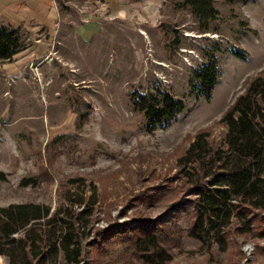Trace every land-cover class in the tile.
I'll return each instance as SVG.
<instances>
[{"label": "rangeland", "instance_id": "374dc122", "mask_svg": "<svg viewBox=\"0 0 264 264\" xmlns=\"http://www.w3.org/2000/svg\"><path fill=\"white\" fill-rule=\"evenodd\" d=\"M114 1L57 0L55 32L23 31L27 47L1 62L17 69L0 70V205L82 200L74 206H88L93 218L81 228L83 250L98 264H143L130 258L122 233L102 250L84 245L92 227L134 214L182 228L164 264H264V209L252 230L233 229L240 221L230 217L227 240L201 243L185 233L184 212L166 207L184 193L169 178L175 157L198 128L220 139L221 112L264 67V0H212L217 16L205 30L181 0ZM86 23L81 38L75 30ZM232 47L246 59L232 56ZM209 56L218 74L205 98L193 88V71ZM156 92L184 108L149 130L132 97ZM23 177L32 182L20 184ZM155 184L163 188L147 202L142 193Z\"/></svg>", "mask_w": 264, "mask_h": 264}, {"label": "trees", "instance_id": "16d2710c", "mask_svg": "<svg viewBox=\"0 0 264 264\" xmlns=\"http://www.w3.org/2000/svg\"><path fill=\"white\" fill-rule=\"evenodd\" d=\"M181 3L200 29L205 30L207 22L217 16L212 0ZM26 47L19 28L0 26V61L10 60ZM229 53L241 60L247 57L238 47ZM217 74L216 58L209 56L193 71L197 81L193 88L208 98ZM132 104L142 112L149 130L167 125L184 108L182 99L165 92L133 95ZM217 121L223 126L220 139L212 141L209 127L196 129L175 157V171L169 177L179 180L184 193L166 207L184 212L185 233L201 243H211L216 236L227 240L230 217L240 221L233 229L252 230L260 219L256 211L264 209V67L247 80ZM31 182L30 177L19 180L22 185ZM160 188L161 184L152 185L149 192L142 193L144 200L152 202ZM75 201L52 208L36 201L0 205V256L4 260L0 264H98L94 256L85 254L82 244L81 228L87 223L91 228L92 214L88 206H74ZM181 231L176 224L168 228L158 218L134 214L128 220L92 227L84 245L92 251L102 250L104 241L122 233L130 258L143 264H164L169 255L168 241L176 245Z\"/></svg>", "mask_w": 264, "mask_h": 264}, {"label": "crops", "instance_id": "0c3cea01", "mask_svg": "<svg viewBox=\"0 0 264 264\" xmlns=\"http://www.w3.org/2000/svg\"><path fill=\"white\" fill-rule=\"evenodd\" d=\"M93 1L94 0H92V2ZM111 1L112 0H109V2ZM119 1L122 2L121 0ZM56 4L57 0H0V26L19 28L22 36L23 31L35 35L44 31L45 35L51 36L55 32V23L59 18ZM61 4L68 6L67 2L62 1ZM103 4L107 5L106 2ZM113 4H117L116 0ZM120 12L121 11H117V14L122 16L128 14L126 11ZM89 24L91 23L81 25L80 28L75 30L81 38L89 34L88 31L91 29ZM1 62L4 61H0L1 71L11 73L17 69L14 65Z\"/></svg>", "mask_w": 264, "mask_h": 264}, {"label": "bare ground", "instance_id": "6f19581e", "mask_svg": "<svg viewBox=\"0 0 264 264\" xmlns=\"http://www.w3.org/2000/svg\"><path fill=\"white\" fill-rule=\"evenodd\" d=\"M142 32V31H141ZM143 33V32H142Z\"/></svg>", "mask_w": 264, "mask_h": 264}]
</instances>
